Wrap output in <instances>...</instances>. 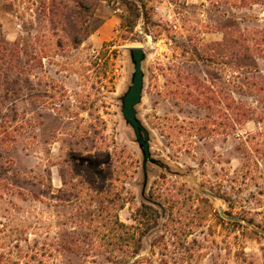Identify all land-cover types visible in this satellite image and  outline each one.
<instances>
[{
    "label": "rangeland",
    "instance_id": "rangeland-1",
    "mask_svg": "<svg viewBox=\"0 0 264 264\" xmlns=\"http://www.w3.org/2000/svg\"><path fill=\"white\" fill-rule=\"evenodd\" d=\"M65 1L51 15L49 0H0V42L17 41L30 96L0 168V264H264V130L228 109L256 97L216 45L226 18L264 26V5L141 0L147 18L132 31L121 0ZM131 48L145 53L136 113L156 162L146 179L121 114Z\"/></svg>",
    "mask_w": 264,
    "mask_h": 264
},
{
    "label": "trees",
    "instance_id": "trees-1",
    "mask_svg": "<svg viewBox=\"0 0 264 264\" xmlns=\"http://www.w3.org/2000/svg\"><path fill=\"white\" fill-rule=\"evenodd\" d=\"M79 2L78 0H75ZM87 1V0H86ZM223 4L230 5L237 9L242 8H251L257 5H264V0H223ZM65 0H49L48 7L51 15H54L59 9H63V5H65ZM81 2V0H80ZM126 11L127 16L123 18V27L128 28L129 30L134 29L138 19L142 16L143 19H146L145 7L139 0L140 9L133 4V2H129L128 0H121ZM217 3V2H216ZM215 3V4H216ZM65 7V6H64ZM250 17L244 16L241 19L239 18H226V21L217 27L220 32L223 33V43L216 44L223 47L224 50L229 52V55L234 54V62L236 63V67L238 69H246L247 76L244 78V84L247 85L251 90L255 93V104L256 107L252 105H247L243 102L236 104H228V109L232 110V114L236 119L241 121H256L258 125L264 130V70L261 69L259 63L264 65V26L259 24H254L253 26L241 28L238 24L239 21L242 23L248 22ZM257 21V18H255ZM49 24L52 29L55 27H59L63 34H67L66 23L63 20L54 21L52 18L49 19ZM56 23V24H55ZM56 25V26H55ZM53 37L55 35L52 34ZM70 42L74 48H76L80 43L81 39L77 35L70 36ZM69 41V40H68ZM52 42V41H50ZM4 48L0 49V87L2 88V94L0 95V109L2 108V102L9 100V98L13 97L11 101L12 108L6 109V111L12 112L11 115L5 112V116L0 117V168L2 167V159H6L9 162L11 160H7L5 157L4 149L7 148V145L11 142L16 141V132L14 131V125L18 118V111H16L17 103H25L29 99V92L26 89V82L24 76L28 75V61H22V57L20 55H16L15 47L17 45V41L10 42H0ZM56 47L59 49L64 45L61 42V39L56 41ZM227 52V54H228ZM227 56V55H226ZM231 62V61H230ZM228 62V65L230 64ZM244 75V73H241ZM2 79V83H1ZM24 91L23 94H20ZM22 115L25 114V111L22 109ZM0 115L1 112H0ZM13 127V128H12ZM262 134V133H261ZM30 179H26L24 184L33 186V183H30ZM15 185V183H13ZM142 216H146L147 220H153L156 218V212L152 208L148 206H143L141 211ZM142 225H149V222H144ZM118 229H126L127 227L118 222L117 220L114 223ZM144 233V232H142ZM125 234H127L125 232ZM133 243V254H137L140 250L141 239L130 237ZM135 263V262H134Z\"/></svg>",
    "mask_w": 264,
    "mask_h": 264
},
{
    "label": "water",
    "instance_id": "water-1",
    "mask_svg": "<svg viewBox=\"0 0 264 264\" xmlns=\"http://www.w3.org/2000/svg\"><path fill=\"white\" fill-rule=\"evenodd\" d=\"M129 56L133 65L130 85L121 97V114L125 123L130 126L134 133L135 143L142 155L143 174L146 179L147 163H156L151 157L149 147V134L137 118L136 106L141 102L143 91L144 74L142 63L145 60V53L142 48L129 49Z\"/></svg>",
    "mask_w": 264,
    "mask_h": 264
}]
</instances>
